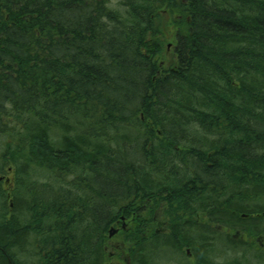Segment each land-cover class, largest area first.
Listing matches in <instances>:
<instances>
[{
    "label": "trees",
    "instance_id": "trees-1",
    "mask_svg": "<svg viewBox=\"0 0 264 264\" xmlns=\"http://www.w3.org/2000/svg\"><path fill=\"white\" fill-rule=\"evenodd\" d=\"M0 137V264H264V0H0Z\"/></svg>",
    "mask_w": 264,
    "mask_h": 264
},
{
    "label": "rangeland",
    "instance_id": "rangeland-1",
    "mask_svg": "<svg viewBox=\"0 0 264 264\" xmlns=\"http://www.w3.org/2000/svg\"><path fill=\"white\" fill-rule=\"evenodd\" d=\"M171 48H172L171 43H169L168 44V50L171 51ZM2 141L3 140L0 137V150L2 149V146H3ZM0 177H2L1 180L3 181L2 188H4V189L6 188L7 189V184L5 183V180L6 179H9V181H10L9 182V185L11 187L12 181H13V178H14L13 168H11V167L5 168L4 173L3 174H0ZM8 202H9V200H7V204H8ZM201 217H202V221L203 222H206L207 221V219L205 218L204 215H202ZM220 228L221 227H218V229H220ZM221 230H222V228H221ZM224 231H227V230L225 229ZM227 232H229V231H227ZM229 233H230V235L231 234H234V232H229ZM235 237L237 239H242L244 241H251V242L255 241V237H247L245 234L244 235H241L240 232L238 234H236ZM111 241H112L113 244L114 243L115 244H119V243L122 244L121 243L122 242V237L121 236H118V234H117V235L113 236V238L111 239ZM261 242H264V240L263 241L261 240ZM262 247H264V245ZM108 249H109V251H115V248H113V247H110ZM164 251L169 253L170 250H164ZM116 254L117 255L115 257H112L111 259H108V262L113 263V264H124L122 258L125 257V254L124 253L118 254V252H116ZM171 254H172V257L173 258H177L176 260L173 259L175 264H179V260L182 262V259H179V254H176V253H171ZM233 256H235V255H231L230 254V255H228L226 257H233ZM255 264H261V263H255Z\"/></svg>",
    "mask_w": 264,
    "mask_h": 264
},
{
    "label": "flooded vegetation",
    "instance_id": "flooded-vegetation-1",
    "mask_svg": "<svg viewBox=\"0 0 264 264\" xmlns=\"http://www.w3.org/2000/svg\"><path fill=\"white\" fill-rule=\"evenodd\" d=\"M1 179H2V177H0ZM5 183H9V179H6L5 180ZM123 219H121V221H122ZM153 220L155 221V224H154V229H155V233H163V234H167L168 232H167V223L165 222V221H167V220H164L163 219V216H160V215H158V213H155L154 214V216H153ZM125 221H122V222H120V224L119 223H117V225H115V226H113L114 228H116V229H120V226L122 227V225H123V223H124ZM125 224H126V222H125ZM125 224H124V226H125ZM119 225V226H118ZM119 232V231H118ZM239 233V231H237V234ZM115 235H117V233L115 234ZM115 235H113V236H115ZM113 236L112 237H110L109 238V241L107 242V249L108 248H110V247H113V248H115V251H109L110 252V259L112 258V257H115L117 254H116V252H118V249H120V248H122L123 246H121L120 248H117L116 247V245L117 244H113L112 243V241H111V239L113 238ZM233 236H236V233L233 235ZM261 240L263 241L264 240V237L263 236H259V237H256V241L259 243V245L262 247L263 245H264V242H261ZM120 244V243H119ZM117 248V249H116ZM109 250V249H108ZM187 254L189 253V252H187V251H185ZM188 256L189 257H191V255H189L188 254ZM122 260H123V263L124 264H126L127 263V260H126V258L125 257H123L122 258ZM110 261V260H109ZM106 264H113V263H110V262H107Z\"/></svg>",
    "mask_w": 264,
    "mask_h": 264
},
{
    "label": "water",
    "instance_id": "water-1",
    "mask_svg": "<svg viewBox=\"0 0 264 264\" xmlns=\"http://www.w3.org/2000/svg\"><path fill=\"white\" fill-rule=\"evenodd\" d=\"M122 219H123V218H122ZM122 228H124V223H123V225H122ZM118 231H119L118 229L111 227V228L109 229L108 236H109V237H112L113 235H115L116 233H118ZM236 234H237V233H236ZM121 246H123V245H122V244H117V245H116L117 248H120ZM186 251L189 252L188 249H187ZM188 254H190V253H188Z\"/></svg>",
    "mask_w": 264,
    "mask_h": 264
},
{
    "label": "bare ground",
    "instance_id": "bare-ground-1",
    "mask_svg": "<svg viewBox=\"0 0 264 264\" xmlns=\"http://www.w3.org/2000/svg\"><path fill=\"white\" fill-rule=\"evenodd\" d=\"M221 229V228H220Z\"/></svg>",
    "mask_w": 264,
    "mask_h": 264
}]
</instances>
